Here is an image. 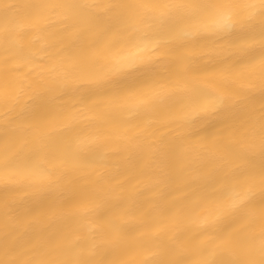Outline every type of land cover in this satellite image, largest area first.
Masks as SVG:
<instances>
[{
	"label": "bare ground",
	"instance_id": "1",
	"mask_svg": "<svg viewBox=\"0 0 264 264\" xmlns=\"http://www.w3.org/2000/svg\"><path fill=\"white\" fill-rule=\"evenodd\" d=\"M0 264H264V0H0Z\"/></svg>",
	"mask_w": 264,
	"mask_h": 264
}]
</instances>
